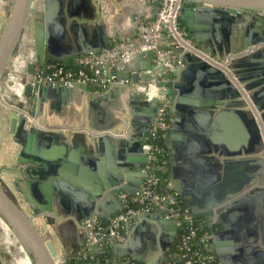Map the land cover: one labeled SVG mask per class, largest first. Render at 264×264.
<instances>
[{"label": "water", "instance_id": "95a60500", "mask_svg": "<svg viewBox=\"0 0 264 264\" xmlns=\"http://www.w3.org/2000/svg\"><path fill=\"white\" fill-rule=\"evenodd\" d=\"M103 1L41 0L40 8L35 9V0H11L8 20L0 32V90L6 79L8 80L6 82L8 86H17L20 89L22 100L16 103V109L9 110L10 116L8 119L6 118L9 134L15 136L22 129L29 130L30 136H57L52 130H45L36 124L44 105L48 104V108H52L54 105H65L71 101L76 103L79 101L80 96H84L86 100H91L93 102L91 105L96 103H105L106 105L109 100L115 98V94L123 93L125 94L124 106L126 108L120 109L119 106L121 105L113 102L108 104L109 108L120 110V114L125 117L131 112H144V117L139 122L137 116L132 115V118L126 122L128 125H124V128L116 134L117 136H125L123 140L118 141L123 147H127L133 155L131 163L117 165L121 170L120 172L112 169L107 171L105 175L101 174V180L98 181L99 187L94 195V197H97L100 193H105L106 199H115L121 209L122 201H124L121 195L126 198L133 195L128 185L130 179L127 172L128 168L131 167L138 174L139 184L136 192L146 178L144 170L146 155L141 146L150 130L155 114L156 101H145L143 96L133 93L134 90L130 86H110L99 96H94L91 87L85 83L75 82L69 87H63L56 82L41 84L37 77L42 68L48 64H59L66 69L73 68L77 66L76 61L85 56L98 55L103 51L111 50L116 43L135 38L138 35V29L154 19L153 16L138 17L136 14L132 16L130 11L135 12L139 3H146L151 7V12L154 14L160 8V0H121L125 3L121 11L124 15L126 27H129L132 22H136L133 33L121 31L122 28H119L113 19L108 20L107 25L102 21V24L93 26L94 28L91 30L95 35L93 34L92 41L79 40L78 34H84L83 30L88 27V21H96L102 17L100 13L102 14ZM178 2L181 4L178 21L181 22L183 36L179 46L173 48L172 51L176 57L182 59L184 67L176 75L178 78L180 77V80L173 82L172 101L169 107L171 119L169 120L168 140L174 139L176 136H183L184 133L191 136L193 129L191 128L190 117L193 116L192 114L201 111L200 118H202V122L199 127L202 128L205 122L204 118L210 115L208 110H216L217 108L218 112L213 119L214 124H220V120L229 115L234 118L245 115L248 118L246 129L249 136H253L252 139L259 143V149L264 151V113L259 114L261 109L255 103V94L251 93L252 89L258 86V83H261V77L264 73L260 70L263 67L256 68L251 66L250 63V60H255L258 56L262 55L264 57V0H178ZM95 12L98 14H95ZM248 15L263 30V40L260 43L262 46L256 45L255 49H248V42H245V44L239 42L223 51L220 47L219 36L215 37L218 30L220 28L222 30L226 28L237 30L238 25L243 23L244 17ZM137 17L139 18L138 21L136 20ZM30 21L34 36V51L31 57L22 60V66L17 68V73H14L13 70L17 65L15 66L13 61L16 54L19 53L26 26L29 27L28 23ZM193 22L201 23L200 28H202H194ZM212 22V34L214 35L215 44L212 43L209 37V31L207 32V25ZM224 24H227V26ZM114 26L116 30L113 29ZM68 34L73 36L74 43L72 45L68 42ZM95 40L98 43H93ZM158 49L163 50L165 48L158 46ZM153 58V50L132 57L130 63L126 66V69L131 72L132 82H139V72L149 70L152 67ZM11 71H13V74ZM10 75H12V79H9ZM110 75L109 72H106L107 77ZM116 77L122 78L120 74H117ZM188 81L191 84L190 86H187ZM260 94H263V92ZM29 105L32 106L31 111L27 110ZM238 105L246 106V111L238 112L235 110L234 107ZM130 106L133 108L130 109ZM49 111H52V109ZM187 127L190 132L186 131ZM100 136L105 138L110 134L104 131ZM167 141L164 144L170 151ZM179 154L177 153V156L171 161L172 178H175L177 174L182 175L186 171V168H184L185 162L183 161L182 164V155L180 154L179 157ZM258 160L264 165V154ZM247 161L252 162L255 160ZM226 168L225 165L222 181L218 185L221 189L206 193L208 201L203 204H199L196 198L193 200L190 191H181L177 186L178 184L169 177L174 192L178 196L188 199L186 205L189 207L192 217L194 219L203 218L202 228L205 229L206 234L209 233L208 248L222 264H224L223 257L220 256L222 250H219L214 243L228 236L237 240V231H234L236 226H233L234 222H232L230 216L247 201L251 200L253 202L258 195L264 200V188H256L253 191L248 190L249 192H246V194L245 192L241 194L242 190L229 189V191H224L226 187L234 188V185H239L237 181L242 179V176L232 178V173L230 177V173ZM187 179L191 180V178ZM251 179L250 176L249 180L251 181ZM16 181L12 183V186H14L16 192L21 194L23 200L28 202L24 191L16 186ZM186 185V183H182V186ZM9 190L0 178V217L26 248L30 264H68V260L71 258L74 259V264H105L107 259L110 261L115 259L116 246L111 249L97 246L86 247L82 252L84 257L87 258L92 254H97L98 260L94 263H91L89 259L82 263L74 255L58 256L53 244L43 239L35 228L32 217L28 216L23 208V203L19 202ZM215 194L224 197L215 200ZM226 203L228 204L225 205ZM165 213L164 210L158 208L149 212H142L135 217L120 222V227L125 229L134 222H142L147 219L156 220L158 224L164 225L166 228L180 229L181 227L175 220L164 218ZM118 215V212H116L110 219ZM102 217L98 216L99 223L104 224L106 222L103 221ZM182 234L183 230L180 229L178 235L182 236ZM231 234H234L236 238ZM84 238L83 233V243H85ZM255 244L251 248L256 252L255 264H264V238Z\"/></svg>", "mask_w": 264, "mask_h": 264}, {"label": "crops", "instance_id": "0c3cea01", "mask_svg": "<svg viewBox=\"0 0 264 264\" xmlns=\"http://www.w3.org/2000/svg\"><path fill=\"white\" fill-rule=\"evenodd\" d=\"M10 1L0 0V32L8 20L11 10ZM123 6H125V3L121 0H104L101 8L102 14L100 13L102 17L96 21H88V27L83 30L84 34H78V39L84 42L92 41L94 38V32L91 30L94 28L93 26L102 24V21L107 25V21L113 19L119 28H122L121 31L133 33L136 22H132L129 27H126L124 15L121 11ZM136 9L135 12L130 11L132 16L136 14L138 17L153 16L155 18L157 14L152 13L151 7L144 2L139 3ZM95 14L98 13L95 12ZM138 17L136 18L137 21ZM178 23L182 30L181 22L178 21ZM192 25L197 29L202 28H200L201 23L193 22ZM224 25L227 26V24ZM238 26L237 30L233 28L222 30L219 27L220 29L215 37L219 36L220 47L223 51L239 42L244 44L248 42V49H255L256 45L262 46L260 43L263 40V30L249 15L244 17L243 23ZM207 27V32L210 33L209 37L212 43L215 44L214 35L212 34L213 22L209 23ZM113 29L116 30V27L114 26ZM25 33L19 53L16 54L13 61L15 66L17 65L13 70L14 73H17V68L22 66V56H25L24 54L27 52L33 53L34 51L32 27ZM68 38V42L72 45L74 43L73 36L68 34ZM93 43L98 42L95 40ZM169 44V41L164 39L160 42V45L164 47ZM250 63L251 66L256 68L263 67L260 70L264 73V57L262 55L255 58V60H250ZM13 71H11L12 74ZM110 74L114 76L120 74L121 79H128L132 86L131 89H133L135 84L131 81L129 70L125 69ZM142 75L143 71L139 72V81H141ZM176 75H172L174 83L180 80V77L178 78ZM9 79H12V75ZM7 81L6 79L0 90V178L10 189L9 191L13 196L23 203V208L27 215L32 217L35 228L43 239L53 244L58 256L74 255L82 263L87 259L94 263L98 260L97 254H92L86 258L82 253L88 247L83 243V223L90 219L99 223L98 216H104L102 217L103 221L106 222L104 224H107L113 214L116 212L120 214L123 211V201L120 209L119 203L115 199L107 200L105 193H100L97 197H94V195L98 190V181L101 180V174L105 175L107 171L112 169L120 172L121 170L117 165L131 163L133 155L127 147H123L118 141L123 140L125 136H117L116 134L124 128L127 120H130L132 115L137 116L139 122L144 117V112H131L125 117L120 114V110L109 108L108 104L112 102L121 105L119 106L120 109L125 107V94L123 93L115 94V98L109 100V103L106 102V105L105 103L91 105L93 103L91 100H86L84 96H80L79 101L76 103L71 101L65 105H54L52 108H48V104L44 105L36 124L45 130H52L57 136H30L29 130L24 129H22L23 131L20 130L15 136L9 134L7 119L10 116L9 110L16 109V103L22 99L20 89L17 87L14 91L11 89L12 87L7 85ZM173 82L171 84L170 104ZM190 85L188 81L187 86ZM91 89L94 96H99L105 91L99 88L93 89L91 87ZM252 90L251 93L255 94L254 97H256L255 103L261 109L259 114H262L264 113V91L261 90H264V75L261 77V83H258V86ZM261 92L263 94H260ZM133 93L138 94L135 91ZM129 108L133 107L130 106ZM50 109L52 111H49ZM234 109L242 112L246 111V106L238 105ZM208 111L210 115L209 117L204 115L205 122L202 128L199 127L202 122V118H200L201 111L192 114L193 116L190 117L191 128L193 129L191 136L184 133L183 136H176L174 139L168 140L167 134L163 140V146L169 160L166 180L179 204L187 208L189 212L190 209L186 205L188 199H184L174 192L169 177L178 184L177 186L181 191H190L192 199L195 200L196 198L199 204L208 201L206 193L221 189L218 185L222 181L225 165L230 177L232 173V178L242 176V179L237 181L239 185H234V188L226 187L224 191H229V189L242 190L241 194L244 192L246 194V192H249L248 190L253 191L256 188H264V165L258 160L264 154V151L259 149V143L253 140V136H249L247 132L248 118L245 115L236 118L229 115L224 119L222 118L220 124H214L213 119L218 109H209ZM170 119L171 114L169 111V128ZM104 131L110 136L105 138L100 136ZM186 131H189L188 127ZM165 141H167L170 151L164 144ZM177 153L182 155V164L184 161L186 171L185 173L181 172L182 175L177 174L175 178H172L170 165ZM247 160L255 161L249 162ZM127 172L130 175L128 185L133 193L130 196L132 197L140 191L142 185L136 192L139 184L138 174L131 167L128 168ZM250 176L252 177L251 181L249 180ZM187 178H191V180L189 181ZM14 181H16V186L24 191L28 202L24 201L21 194L15 191L14 186H12ZM183 182L187 185L182 186ZM253 195L255 196V194ZM122 197L124 195H121ZM222 197L224 196L214 195L215 200ZM262 199L261 196H256L253 202L251 200L247 201L230 216V219L234 222L233 226H236L234 231H237V238L234 234H231V236H235L237 240L228 236L214 243L219 250H222L220 256L223 257L224 264H255L256 252L251 248L264 238V200ZM0 220L2 221V218ZM194 220L201 227L204 224L203 218ZM2 222L10 234L8 226L4 221ZM180 229L166 228L164 225L158 224L156 220L147 219L142 222H134L125 229L120 227L119 233L124 236V242L116 246L115 259L111 261L107 259L105 264L182 263L178 253V244L181 238L178 235ZM10 237L11 234L6 237L10 241L6 248L10 250L12 246L17 249L13 256L14 263L18 256L22 258L24 256L28 261L27 254L25 256L23 252L24 249L18 247V239L16 238V241L15 238L11 237L10 240ZM208 238L209 233L206 234V243ZM210 252L215 256L217 262L222 264L211 250ZM0 261L1 264H5L2 258H0ZM8 264H10V260Z\"/></svg>", "mask_w": 264, "mask_h": 264}, {"label": "built area", "instance_id": "2783aa9c", "mask_svg": "<svg viewBox=\"0 0 264 264\" xmlns=\"http://www.w3.org/2000/svg\"><path fill=\"white\" fill-rule=\"evenodd\" d=\"M159 7L156 17L143 24L135 38L116 43L111 50L98 55L90 54L77 60V71L59 64H48L37 77L41 84L56 82L63 87L75 82L101 90L110 86L132 87L128 79H119L114 75L107 77L106 72L125 70L134 55L154 51L152 67L143 71L141 81L133 85V90L143 96L145 101H156L154 118L141 146L146 155V178L136 195L123 197L124 208L117 217L110 219L107 224H99L93 219L83 223L85 244L104 249L114 248L124 242V236L119 233L120 222L158 208L166 212L165 219L175 220L183 230L178 244L182 264H219L207 247L206 234H199L201 226L189 210L179 204L166 180L169 160L163 140L169 130L172 75L178 74L184 67L182 59L176 57L172 49L179 46L183 32L178 23L181 8L178 0H160ZM162 39L170 44L160 50L158 46H161Z\"/></svg>", "mask_w": 264, "mask_h": 264}, {"label": "bare ground", "instance_id": "6f19581e", "mask_svg": "<svg viewBox=\"0 0 264 264\" xmlns=\"http://www.w3.org/2000/svg\"><path fill=\"white\" fill-rule=\"evenodd\" d=\"M40 6H41V0H35V2H34V8L35 9H37V7L38 8H40ZM30 37V36H29ZM27 42V41H26ZM33 43V42H32ZM27 48V47H26ZM25 56H22V59H24V58H29V57H31L32 56V53L31 52H27V53H25L24 54ZM11 89H13L14 91H16L15 89H17V86H13ZM21 101V100H20ZM7 138V137H6ZM9 149H11V147H9ZM2 156V155H1ZM11 156V155H10ZM10 159V158H9ZM1 219V218H0ZM3 221V220H2ZM1 220H0V231L2 232V234L4 235V240L1 242V244H3V246H5V247H7L9 244H10V241H8L7 239H6V237H7V235H10L9 234V231L7 230V229H5V225L3 224V222H2ZM5 223V222H4ZM6 224V223H5ZM7 225V224H6ZM8 226V225H7ZM9 228V227H8ZM9 230H10V228H9ZM11 231V230H10ZM1 233H0V235H2ZM2 235V236H3ZM14 238L16 239V237L14 236ZM10 240H11V237H10ZM16 241H17V239H16ZM12 243H13V241H12ZM20 248L23 250V248L20 246ZM23 252H24V254H25V256H26V253H25V251L23 250ZM61 255V254H60ZM27 257V256H26ZM28 259V258H27ZM15 260V259H14ZM15 264H30V262H29V260L27 261L26 260V258L23 256V258L22 257H20V256H18V257H16V262H15Z\"/></svg>", "mask_w": 264, "mask_h": 264}, {"label": "rangeland", "instance_id": "374dc122", "mask_svg": "<svg viewBox=\"0 0 264 264\" xmlns=\"http://www.w3.org/2000/svg\"><path fill=\"white\" fill-rule=\"evenodd\" d=\"M160 3V2H159ZM33 18L31 17V20ZM29 27H31V21L28 23ZM28 26H26V32L27 30H29ZM26 34V33H25ZM0 233L2 234V232L0 231ZM10 234H11V237L14 238V233L12 231H10ZM3 235V234H2ZM0 235V258L3 259V261L5 262V264H8L9 260H10V264H15L14 263V254L16 253V250L15 247H10V250L9 248H6L5 246H3V244H1V242L4 240V235L2 236ZM18 243V247L22 246L24 251L27 252L26 248L23 246L22 242L18 239L17 241ZM8 253V254H7Z\"/></svg>", "mask_w": 264, "mask_h": 264}, {"label": "trees", "instance_id": "16d2710c", "mask_svg": "<svg viewBox=\"0 0 264 264\" xmlns=\"http://www.w3.org/2000/svg\"><path fill=\"white\" fill-rule=\"evenodd\" d=\"M180 27V26H179ZM69 70H72V71H77V70H79V68L78 67H73V68H69ZM93 89H96V88H94V87H92ZM199 234H206L205 233V229H203L202 227H200V233ZM75 263V261H74V259L73 258H71V259H69L68 260V264H74Z\"/></svg>", "mask_w": 264, "mask_h": 264}, {"label": "flooded vegetation", "instance_id": "af4514ba", "mask_svg": "<svg viewBox=\"0 0 264 264\" xmlns=\"http://www.w3.org/2000/svg\"><path fill=\"white\" fill-rule=\"evenodd\" d=\"M51 64H54V63H51ZM32 109V106L29 105L28 109L27 110H30L31 111ZM28 112V111H27Z\"/></svg>", "mask_w": 264, "mask_h": 264}]
</instances>
